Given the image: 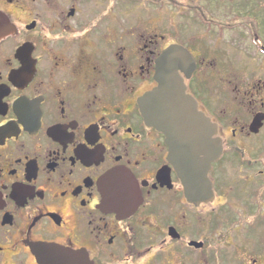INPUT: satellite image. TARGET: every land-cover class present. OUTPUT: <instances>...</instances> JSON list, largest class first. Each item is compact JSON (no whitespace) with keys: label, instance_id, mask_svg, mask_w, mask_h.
Listing matches in <instances>:
<instances>
[{"label":"flooded vegetation","instance_id":"obj_1","mask_svg":"<svg viewBox=\"0 0 264 264\" xmlns=\"http://www.w3.org/2000/svg\"><path fill=\"white\" fill-rule=\"evenodd\" d=\"M174 45L223 140L204 197L140 108ZM263 132L264 0H0V264H264Z\"/></svg>","mask_w":264,"mask_h":264},{"label":"water","instance_id":"obj_2","mask_svg":"<svg viewBox=\"0 0 264 264\" xmlns=\"http://www.w3.org/2000/svg\"><path fill=\"white\" fill-rule=\"evenodd\" d=\"M193 64L192 55L183 47L174 45L166 50L158 61V86L140 100V108L147 125L165 136L169 161L177 174L184 176L190 195L204 197L211 187L208 174L224 147L217 136L218 125L199 110L179 74L180 70H194ZM261 126L262 119L257 117L252 129L258 132Z\"/></svg>","mask_w":264,"mask_h":264},{"label":"rangeland","instance_id":"obj_3","mask_svg":"<svg viewBox=\"0 0 264 264\" xmlns=\"http://www.w3.org/2000/svg\"><path fill=\"white\" fill-rule=\"evenodd\" d=\"M167 39L171 42H181V43H186V42H190L193 41L194 36L189 35L188 33H182L180 35L179 34H174V35H169L167 36ZM207 40V39H206ZM170 43V42H169ZM252 76H250L249 78H251ZM236 85V84H235ZM217 103L216 105V114L218 116V118L225 120L224 115H227V120H230V118H236V119H240V120H245L246 119V111L243 108L237 109V101L234 99V95L232 93V91L229 88V85H225V84H217ZM231 104H233L234 106L231 107ZM235 119V120H236ZM219 120V119H218ZM232 122V120H230ZM238 122V121H236ZM229 123V122H228ZM234 126V125H233ZM261 137L258 138L257 140H264V132L261 133ZM227 138L231 137V131L227 130V134H226ZM225 136V138H226Z\"/></svg>","mask_w":264,"mask_h":264}]
</instances>
